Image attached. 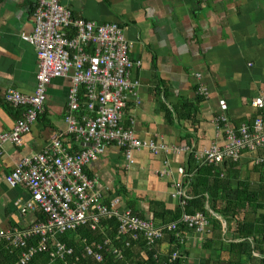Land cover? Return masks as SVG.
Listing matches in <instances>:
<instances>
[{"label": "crops", "instance_id": "0c3cea01", "mask_svg": "<svg viewBox=\"0 0 264 264\" xmlns=\"http://www.w3.org/2000/svg\"><path fill=\"white\" fill-rule=\"evenodd\" d=\"M35 2L0 0V133L10 130L18 118L15 109L7 106L5 93L13 89L31 94L36 85V49L23 38L32 31ZM64 3L75 16L96 22H117L122 27L130 45V58L139 61L130 73L138 81V87L127 96L122 124L140 138L196 151L212 144L223 145L224 130L214 122L220 111V99L227 103L230 125L238 121L251 125L259 110L250 101L264 94V0H65ZM199 85L208 94L198 103L195 121L175 116L169 121L165 107L171 109L179 98L194 101ZM69 88V77L52 78L46 87L44 110L24 135L22 145L9 141L1 145L0 232L41 221L40 210L22 212L19 208L20 203L30 198L29 191L22 186L10 187L5 179L23 156L40 151L54 134L63 136L71 151L89 145L65 133ZM133 157L134 163L127 166L121 149L109 144L85 166V171L94 187L102 192L105 203L118 199L120 209L130 208L160 224L164 210L177 207V199L170 196L171 184L179 178L177 169L185 167L187 155H154L142 149L134 151ZM253 157V153L243 154L230 169L231 187L244 176H249L252 189L257 187L260 174L254 168ZM162 169L167 173L159 176ZM208 235L209 232L199 235L193 230L186 231L187 264H206L209 256H215V250L201 246L203 237ZM226 235L231 239V232ZM169 245L166 236L159 249L165 252Z\"/></svg>", "mask_w": 264, "mask_h": 264}, {"label": "built area", "instance_id": "2783aa9c", "mask_svg": "<svg viewBox=\"0 0 264 264\" xmlns=\"http://www.w3.org/2000/svg\"><path fill=\"white\" fill-rule=\"evenodd\" d=\"M64 1L35 2L33 28L23 38L36 49V85L31 94L13 89L5 93L4 100L22 112L10 130L0 133V154L5 141L22 145L24 135L44 110L47 84L59 76L70 79L65 133L75 141L89 145L71 152L65 138L54 134L40 151L23 156L6 174L10 187L22 186L30 193V198L20 203V210L38 209L46 217V220L36 221L26 228L0 232V239L6 240L9 247L22 249L14 264H26L34 254L43 250H48L51 257L45 264L73 255L74 248L57 236L82 225L96 230L102 219L113 217L118 221L114 237L106 236L102 241L86 244L83 255L100 261L104 252H111L121 258L122 248L114 245L113 240L128 246L139 236L145 239L148 248L155 249L157 241L166 232L177 231L179 222L203 235L208 226L203 212L189 214L183 211L178 220L155 224L136 215L130 208L117 207L118 199L105 203L102 192L88 177L85 166L109 144L121 149L127 166L134 163V151L148 149L154 155H187L191 148L142 139L133 129L123 126L122 114L127 96L134 94L138 87V81L132 79L130 73L139 61L130 58V45L117 22H96L75 16ZM81 86L84 88L82 96ZM198 92L207 97L208 92L202 85L198 86ZM250 104L263 113L258 112L251 125L243 122L235 129L229 124L226 101H218L220 111L214 116V122L219 129L223 127L226 143L212 144L195 151L194 158L198 164L222 166L239 161L245 153L254 154V163L263 160L258 153L264 150V94L252 99ZM82 105L88 112L84 115L78 114ZM163 162L168 163V160ZM177 172L179 178L173 180L170 196L184 208L188 198L184 180L189 174L184 166L178 167ZM166 173L167 170L162 169L158 174ZM176 235L180 236V233L176 232ZM32 236H38V239L30 244L28 239ZM176 256L177 252H173L171 259Z\"/></svg>", "mask_w": 264, "mask_h": 264}, {"label": "trees", "instance_id": "16d2710c", "mask_svg": "<svg viewBox=\"0 0 264 264\" xmlns=\"http://www.w3.org/2000/svg\"><path fill=\"white\" fill-rule=\"evenodd\" d=\"M83 92L84 88L81 86L80 96ZM196 92L194 101L179 98L177 103L170 107L171 109L165 107L169 121L170 117L172 119L174 116L177 119L195 121L198 103L205 99V96L198 92V87ZM7 106L10 109L14 108L9 103ZM14 109L19 117L22 109ZM258 112L263 113L262 110ZM86 113H88L87 109L82 105L78 114ZM239 125V121L236 122L235 129ZM224 134L226 143L225 131ZM195 151L191 148L188 152L185 165L186 172L189 174L184 180L188 195L186 204L184 208L177 204L173 210H164L165 217L160 224L178 220L183 211L189 214L197 211L203 212L208 219L204 235L208 232L209 235L203 237L201 246L216 252L215 256H209L206 259V264H264V150L261 149L258 153L263 156V160L254 163V168L260 174V178L257 187L253 189L249 176L242 177L235 187L230 186L228 172L238 161L225 163L222 166L198 164L194 158ZM39 219L46 220L41 211ZM117 227L118 221L113 217L102 219L96 230L82 225L73 231L57 236L58 239L74 248V254L66 255L65 258H56L51 264H187L186 231L192 229L182 222H179L176 231L180 233V236H177L176 232H166L164 237L157 241L155 249L148 248L145 239L139 236L131 240L128 246H125L122 241L113 240L114 245L122 248L121 258L111 252H104L100 261L83 255V247L86 244L102 241L106 236L113 238ZM229 232L232 233L231 239H228L226 235ZM166 236L170 245L165 252H161L159 245ZM37 239L38 236H32L28 239V243H35ZM21 250L17 247L12 249L7 245L6 240L0 239V264H14ZM173 252H177V256L171 259ZM76 256H78L77 259ZM50 259L49 251L43 250L34 254L26 264H45Z\"/></svg>", "mask_w": 264, "mask_h": 264}]
</instances>
